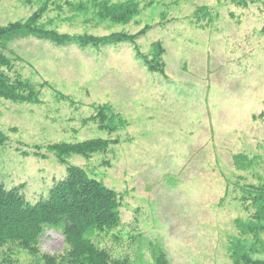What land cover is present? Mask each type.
I'll list each match as a JSON object with an SVG mask.
<instances>
[{
  "label": "rangeland",
  "instance_id": "374dc122",
  "mask_svg": "<svg viewBox=\"0 0 264 264\" xmlns=\"http://www.w3.org/2000/svg\"><path fill=\"white\" fill-rule=\"evenodd\" d=\"M43 1L0 0V25L25 19ZM136 1L138 11L128 23L96 25L85 14L69 18L65 6L58 10L54 4L42 21L69 34L147 28L136 43L145 54L153 53V42L162 44L166 76L148 70L129 42L81 47L32 35L9 42L7 54L20 57L16 67L24 77L47 80L73 102L49 87L39 104L0 98V129L9 136L0 146V181L7 188L24 184L25 197L36 201L66 174V165L43 149L45 157L24 155L15 149L18 142L30 147L117 139L105 153L67 156L121 193L125 226L117 245L107 244L137 263L157 264L162 249L169 264H233L228 248L239 233L235 219L248 217L239 187L264 181V119H253L264 111V0L248 6L226 0ZM198 6L217 13L205 28L191 19ZM103 102L127 123L112 132L94 121L84 123L93 104ZM239 153L252 164L237 165ZM63 244L58 231L41 239L50 254Z\"/></svg>",
  "mask_w": 264,
  "mask_h": 264
},
{
  "label": "trees",
  "instance_id": "16d2710c",
  "mask_svg": "<svg viewBox=\"0 0 264 264\" xmlns=\"http://www.w3.org/2000/svg\"><path fill=\"white\" fill-rule=\"evenodd\" d=\"M226 1L248 6L256 0ZM50 4H54L58 10L65 6L70 13L69 18L85 14L88 16L85 21H97L93 23L96 25L101 22L128 23L139 8V1L136 0H44L25 19L0 25V98L16 103L39 104L43 88L49 87L58 98L70 101L68 95L58 91L47 80L34 83L24 77L16 67L20 57L12 51L9 52L11 55L7 54L10 41L29 35L54 44L71 43L81 47L129 42L148 70L166 76L165 48L162 44L153 42V53L145 54L136 43V39L147 28L136 33L115 31L105 35L61 33L48 28L51 21H42ZM216 17L217 13L210 11L207 6H198L191 14L193 23L201 28L209 24L205 21H212ZM93 108V114L83 119L84 123L94 121L99 128L110 132L127 123L109 102L95 103ZM253 119L263 120L264 111L253 115ZM8 141L9 136L0 129V146ZM117 142V139L101 137L30 147L18 142L15 149L24 155L45 157L42 149L53 153L60 164L66 165V174L53 182L46 195H41L33 202L25 197L24 184L7 188L0 181V264H148L119 255L117 246L107 244L110 241L117 245L122 227L125 226L121 217V193L90 176L86 168L67 161V156L71 154L90 157L97 152L105 153L110 143ZM234 160L240 167L252 164V160L242 153L234 155ZM103 162L109 164L106 160ZM239 189V199L248 217L235 219L239 233L230 243L229 257L233 264H264V257L253 256L264 254V181L244 184ZM49 230L58 231L63 236V247L57 253L50 254L41 248L42 236ZM156 256L157 264H169L162 249ZM20 258L25 260L21 261Z\"/></svg>",
  "mask_w": 264,
  "mask_h": 264
}]
</instances>
